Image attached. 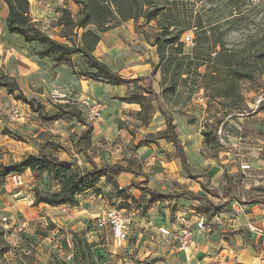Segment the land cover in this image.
Returning <instances> with one entry per match:
<instances>
[{
	"label": "crops",
	"instance_id": "1",
	"mask_svg": "<svg viewBox=\"0 0 264 264\" xmlns=\"http://www.w3.org/2000/svg\"><path fill=\"white\" fill-rule=\"evenodd\" d=\"M59 2L62 4V7H67L63 2L69 3V5L73 4L72 0H60ZM30 4L31 16L35 21H38L44 29V14L50 10L47 7L49 4L44 5L41 0H30ZM59 13V11H55L56 16H59ZM135 23V21L129 20L103 33L96 48L95 55L100 60L107 63L114 71L119 72L123 77L128 79L141 78L139 85L147 87L151 86L154 91L160 94L162 91V76L160 72L153 73L154 64L158 63L156 47L152 45L153 39L149 44L145 36L139 34V30L137 29L139 24ZM9 34L15 36L13 38H20L18 43L22 42V44H27L28 46L31 45L34 48H37L38 51L40 47L39 44L28 43L17 34ZM144 45H148L150 48L148 54L142 50ZM4 46L9 48L13 45L8 43L2 44L0 42V65L6 73L17 79L21 89L26 95L28 92H33L32 89H36L38 86L43 85L44 83L42 80L53 78L55 85L60 89L64 88V90L67 91L66 93L70 94L74 91L80 93L81 96L89 95L97 98V101L103 105V113L105 117L101 119L100 123L92 122L94 127L93 133L95 136L102 137L105 135L111 137L112 135H109V127L112 126L113 121L120 116L122 109L132 111L133 114H135L134 120L136 124L140 127L142 126L141 121L137 119V113L141 110V105L123 100L135 89L133 83L112 85L105 82L87 80L74 74L71 68L66 64L54 67L53 62L49 57H40L38 55L40 57L38 59L39 61L34 63L30 53L28 55L26 51L23 54L15 51L10 52L6 48L4 49ZM74 59L76 61L83 58L80 55H75ZM82 64V68L86 66L84 59ZM49 69H51V72H49ZM0 91H5L6 94H8L4 88L0 87ZM8 95L13 98L14 104H18V108H26L33 115H38L28 104L16 100L10 94ZM118 98H121V100L125 102L119 101ZM38 100L40 101V99ZM197 101L201 104L207 103L203 90L199 92ZM42 103L46 106L45 102ZM76 107L86 118V114L84 113L85 108L81 104H78ZM164 107H166V105H164ZM46 108L48 109L47 106ZM167 110L174 116L179 141L183 147L186 159L185 161L182 160L175 149V146L171 142H168L165 139H155L151 136L159 131L165 130L166 128V118L159 110L154 113L149 125L142 126L143 130L141 131H143V134L140 135V138L143 137L144 141L147 139L150 141H143L141 145H137L135 153L136 156H139L145 161V165L147 166L153 162L156 164L160 163L161 166H159L157 170H154L153 173H147V169L144 168L142 169L143 172H141L139 169H136L131 158H129V162L126 164L121 161H113L112 163L99 165L95 161L99 167L111 164H122L125 166L129 165L135 171V173L125 171L115 176V181L118 186L125 188L129 187V194H133L142 200L140 203L141 208H138L140 213L135 216L133 223L129 227L128 241L121 246L116 245L110 228L98 229L96 222L91 224L89 221L95 220L105 210L112 207L109 206L108 203L116 201V199H103L101 195L94 197V195L86 194L96 187L78 195V203L75 206H51L45 203L35 205V208L33 209L36 211L32 213L33 216L39 218L38 215L41 213L48 219L54 221L58 226V229H72L84 232L83 237L90 244L91 254L94 253V245L102 247L100 243L109 241L111 237L113 246L109 248V252L112 254H119V256L116 257L117 261L115 264H211L212 260L217 261L223 255L222 250L218 252V249L220 248L217 244L218 239L216 238L218 231H215V227H221L222 224H216L210 232L198 235L197 249L188 253L180 251L173 242L166 241L159 230L162 226L171 230L177 229V216L179 214L195 211V208L200 204L204 203L207 205V203L200 199L191 198L189 195L174 199L155 200L152 202V194L146 192L144 188L166 195L192 192L198 196H205L215 205H224V208L217 213H222L223 216H226L225 210L229 207L232 197L225 191L227 188V182H224L223 175L229 173L235 175L233 187L230 188H233L238 201L243 202L244 207L246 208L244 214L240 215L239 220H233L234 223L240 225L255 221L264 224V187L259 186L261 183L264 184V147L255 143L257 141L261 142V140H258L243 131L235 138L236 152L228 150V152L221 153L218 156L219 159H214L211 158L207 152V144L205 143V137L203 135V130L211 123L207 120L203 123L199 121L197 117H191L192 121H188L186 117L183 118L179 116L178 112H172L170 109ZM192 112L193 111L190 110L185 113L186 115L193 114V116H197L196 112ZM228 116L230 117L232 115L229 114ZM123 117L125 116L122 115V118ZM40 119L43 121L41 117ZM62 121L63 119L54 122L43 121L48 125L47 128L42 129L46 132L45 134H42L45 135V141L41 142L38 140L37 143L26 144L25 150H28L27 156L37 154L42 149L48 151V147L43 146V144L52 141V139L56 137L54 134L58 131L54 130L53 126L56 127L60 125ZM73 121L77 122L76 120ZM222 123L223 121L219 122V125ZM78 124L83 127V129L79 131L78 136H80L81 132L85 129V126L80 123ZM243 162H248L251 165V168L246 171V173L241 169V163ZM182 171L185 172L184 175L182 174L183 176L181 175ZM142 173H145L148 177L144 174V179L141 181L140 178L141 175H143ZM178 174L180 175L179 181L182 184H185V186L178 190L168 189L171 187V180L174 178L176 179ZM28 175H32L33 177H31V179H34V175L30 170L24 173V177ZM6 178L10 179V176ZM133 183L137 184L132 186ZM246 186H253L251 188H254L252 195L247 198L245 197V194L249 191L246 189ZM111 187L112 184L108 183L105 189L110 190ZM30 195L34 197L33 191ZM218 199H223V201H218ZM18 202L21 201L16 200L14 202L11 196H8L6 204L9 209L20 208L21 206L17 205ZM57 213H59L58 216L56 215ZM94 225L96 228L92 227ZM249 226L250 228L257 227L262 230V228L253 224H250ZM66 233L70 234L65 231V234ZM21 250L25 251V247H22ZM42 251L43 249L40 248V246L36 249V256L38 259L39 254ZM242 251L247 253V255H250L251 248L248 246L243 248L241 252ZM13 252L14 251L6 255L7 261L10 264H18L20 262V256H15ZM63 253L67 256L68 251H63L62 254ZM62 254L61 256H65ZM149 256V263H145L143 260ZM153 258H158V260L152 262L151 260ZM254 258L256 259V257H253L250 262H255ZM49 261L50 259L47 261L39 259V262L36 264H48ZM231 262L232 260H229V264ZM262 262L264 263V259H262ZM82 263L83 262L80 260V264Z\"/></svg>",
	"mask_w": 264,
	"mask_h": 264
},
{
	"label": "rangeland",
	"instance_id": "2",
	"mask_svg": "<svg viewBox=\"0 0 264 264\" xmlns=\"http://www.w3.org/2000/svg\"><path fill=\"white\" fill-rule=\"evenodd\" d=\"M41 1L44 5L49 4L47 7L50 9L44 14V29L49 34L59 38L60 28L57 25V20L61 14L60 9L62 8V4L59 2L60 0ZM176 1L179 4V8L186 10L187 14L200 15L208 27L209 25H216L218 28L215 30L214 38L221 40L226 50L234 53L238 60L244 61L243 63L246 64H244L245 66L242 65V67L247 71H254V78L251 80L242 79L239 82L242 101L234 103L220 98L216 100L207 99V103L201 104L197 101L198 92L194 93L190 99H187V89L182 87L179 99L181 103L176 107L166 105L165 108L170 109L172 112H178L179 116L186 117L188 121H192L191 117H197L203 123L207 120L211 124H214L215 127H218L219 142L216 145L206 146L211 158L219 159L218 156L223 152H228V150L236 152L235 138L243 131L261 140V142L257 141L255 143L264 147V0ZM63 4L70 8L74 14L79 10V6L74 3L69 5V3L63 2ZM55 11L60 12L59 16L55 15ZM6 13L7 6L3 0H0V42L15 46H10L9 48L4 46V49L6 48L10 52L15 51L22 54L26 51L28 55L29 53L31 54L34 63L39 61L40 57L38 56L37 48L22 44V42L18 43L20 38H13L15 36H11L8 33L5 23ZM226 19H230L229 22H226ZM135 24H139V27L137 26L139 34L144 35L150 44L156 33L155 22L151 26L143 25L142 20ZM188 32L193 33L194 37L200 33L195 28L190 29ZM194 46L195 44L193 46L186 44V52L191 53ZM142 50L146 54L150 52L148 45H144ZM260 53L262 55L258 58V54ZM76 62L82 67L83 59H78ZM49 72H51V69H49ZM42 81L43 85L32 89L33 92H28L27 95L40 99L41 102L46 103L49 110L54 111L59 103L53 101L50 91L58 86L55 85L53 78ZM61 90L67 92L64 88ZM85 98L97 101L95 97L89 95L81 96L80 93L72 91L70 93L72 101L70 106H78L80 100ZM118 100L125 102L121 98H118ZM15 108H18V104L13 103V98L6 94L5 91H0V161L7 165L19 163L27 156L28 150H25L26 144H34L38 140L41 142L45 141V135L42 134L46 132L42 129L48 127L38 115H33L26 108H18L20 113L16 116L14 114ZM190 110L196 112L197 116H193V114L186 115L185 112ZM84 113L88 120L86 109ZM229 114L232 116L229 117ZM122 115L125 117L122 118ZM134 116L135 114L132 111L122 109L120 116L109 127V135H112L111 137L105 135L102 137L95 136L92 133V146L89 149V154L99 165L112 163L113 161H121L126 164L129 162V158H131L136 169H139L141 172L145 168L147 169V173H153L154 170H157L161 166L160 163L156 164L155 162L147 166L142 158L135 155L137 145H141L144 140L143 137L140 138V135L143 134V131H141L143 130V124L141 127L136 124ZM104 117L103 113L101 118L94 119L93 122L100 123ZM221 121L223 123L219 125ZM53 127L54 130L58 131L54 134L56 137L52 141L44 143L43 146L48 147V151L59 159L78 162L83 170L91 168L92 166L86 161L83 154L73 145L78 140L79 131L83 127L73 121V119L67 118L63 119L60 125ZM142 174L141 181L146 175L145 173ZM182 174L184 175L185 172L182 171ZM33 175L34 179H31L32 175L25 177L26 184L24 189L27 194H30L32 191L34 194L36 187L52 191L58 189L57 182L50 180L47 174ZM179 176L178 174L176 179L171 180V187L168 189L178 190L185 186V184L179 181ZM146 177L148 176L146 175ZM234 179L235 175L229 173L223 175L224 182H227L225 191L232 198L229 207L225 210L226 216L223 217L224 222L222 226L215 227V231H218V234H216V238L218 239L217 244L220 246L218 252L222 250L223 255L217 261L212 260L211 264H229V260H232L230 264H264L262 262V259H264V224L255 221L240 225L234 223L246 211L244 203L238 201L235 191L233 188H230L233 187ZM107 185V180L102 179L95 185V189L86 194L94 195V197L101 195L103 199H116L115 202L108 203L112 207L126 208L128 211L133 208H141L140 203L142 200L133 194H129V187H124L126 189L124 196H118L119 189L116 191L112 186L110 190H106L105 187ZM259 186L264 187V184L261 183ZM251 187L253 186H246V189L249 191L245 194L246 198L250 197L254 191V188ZM16 191L17 189L9 178L0 179V218L6 216L8 219L7 222L3 223V226H6L5 229L9 231L8 240L12 245L10 252L14 251L13 254L15 256H20L18 264H36L39 262V259L43 261L50 259L48 264H53L55 260L61 264L64 262L68 264H80V247L81 243L85 241L83 237L84 232L72 229H58L54 221L41 213L38 215L39 218L34 217L32 213L36 211L33 209L35 205H29L25 200L14 197L13 194ZM8 196H11L14 202L20 200L21 202H18L17 205L21 207L9 209L6 204ZM218 201H223V199H218ZM195 211L208 213L209 207L203 203L195 208ZM56 215L58 216L59 213ZM89 221L91 224H94L96 219ZM250 224L262 228V231H252L249 226ZM94 226L92 227L96 228ZM65 231L71 235L70 244L67 243L64 237ZM100 244L102 247L93 246L92 264H115L117 261L116 257L119 254L109 252V248L113 246L111 237L109 241ZM39 246L43 251L40 252L38 259L36 249ZM248 246L251 248L250 255H247L243 251L241 252L243 248ZM22 247H25V251L21 250ZM63 251H68L67 256L64 253L62 254ZM61 254L65 256H61ZM253 257H256V259L254 258L255 262H250ZM149 259L150 256L143 261L149 263ZM157 260L158 258H153L151 261L156 262ZM7 264L10 263L7 261Z\"/></svg>",
	"mask_w": 264,
	"mask_h": 264
},
{
	"label": "trees",
	"instance_id": "3",
	"mask_svg": "<svg viewBox=\"0 0 264 264\" xmlns=\"http://www.w3.org/2000/svg\"><path fill=\"white\" fill-rule=\"evenodd\" d=\"M3 2L7 6L5 23L8 32L21 36L28 43L39 44L38 55L51 58L54 67L66 64L74 74L87 80L112 85L133 83L135 89L123 100L141 105L137 119L143 125L150 124L157 110L165 116V130L151 136L171 142L183 161L186 159L179 141L174 116L165 109L164 105H172V107L179 105L182 87L187 89V99L203 90L206 99L221 98L234 103L242 101L239 82L242 79L254 78V71L245 70L242 65L246 63L226 50L221 40L214 38L218 27L216 25L208 27L200 15L187 14L186 10L179 8L176 0H72L79 6V10L74 14L68 7L60 9L61 14L57 20L60 28L59 38L50 35L38 21L33 19L30 0H3ZM129 20L135 22L142 20L145 26H151L155 22L156 33L152 45L156 47L158 63L154 64L153 73H161V94L156 93L151 86L139 85L141 78L123 77L95 55L102 34ZM229 20L226 19V22ZM192 28L199 30L200 33L195 37L192 52L188 53L183 38ZM75 55H80L84 59L85 67L82 68L77 64ZM261 55V53L258 54V58ZM0 87L6 89L7 93L16 100L28 104L45 122L67 118L85 126L73 145L90 163L92 166L90 169L83 170L78 162L61 160L44 149L14 165H7L0 161V179L12 174H24L30 170L36 175L47 174L50 180L57 182L58 189L55 191L36 187L34 205L41 203L51 206L76 205L78 195L95 187L102 178L111 183L113 189L117 191L118 184L115 176L125 171L135 173L129 165L98 166L89 154L92 146L93 123L88 121L77 107L59 104L56 110H48L41 101L27 96L17 79L6 73L1 65ZM203 135L207 145H216L219 142L218 127L214 124H208V127L203 130ZM148 141L150 140L147 139L144 142ZM136 184L133 183L132 186ZM144 189L152 194V202L189 195L191 198L207 203L209 215H214L224 208V205H215L207 197L198 196L192 192L166 195ZM125 193L126 189H119L118 196H124ZM8 235L9 231L0 224V264H7L6 255L12 249ZM81 244L80 260L84 264H92L93 254H91L90 244L86 240ZM53 264L61 263L55 260Z\"/></svg>",
	"mask_w": 264,
	"mask_h": 264
},
{
	"label": "built area",
	"instance_id": "4",
	"mask_svg": "<svg viewBox=\"0 0 264 264\" xmlns=\"http://www.w3.org/2000/svg\"><path fill=\"white\" fill-rule=\"evenodd\" d=\"M184 42L187 45L195 44V37L193 33L187 32L184 35ZM50 96L54 102L59 104H71L70 94L62 91L58 87H54L50 91ZM80 104L87 110L88 120L93 122L94 119L101 118L103 114V105L100 102L94 101L90 98H85L80 100ZM20 110L18 108L14 109V114L18 116ZM251 168L249 163H241V169L247 171ZM10 180L17 189L14 192L13 196L19 198L20 200H25L29 205H34L35 198L30 194H27L24 186L26 180L24 174H12L10 175ZM118 189H124L122 186H118ZM140 213L138 208H133L131 210L110 207L105 210L101 215L96 218V226L99 229L110 228L112 231L114 243L118 246H121L123 243L129 239V227L133 223L135 216ZM222 213H215L214 215H209L205 212H183L177 216L178 228L171 230L167 227H160V233L163 238L168 242H173L175 246L185 253L192 252L197 249L198 241L197 236L201 234L208 233L212 230L213 226L216 224H223ZM8 219L6 216L0 218V224L3 225L4 222H7ZM253 231L262 230L257 227H251ZM68 244L71 243L70 234L64 235Z\"/></svg>",
	"mask_w": 264,
	"mask_h": 264
}]
</instances>
